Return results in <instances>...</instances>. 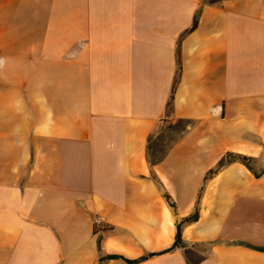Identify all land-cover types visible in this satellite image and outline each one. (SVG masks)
<instances>
[{"label":"crops","instance_id":"1","mask_svg":"<svg viewBox=\"0 0 264 264\" xmlns=\"http://www.w3.org/2000/svg\"><path fill=\"white\" fill-rule=\"evenodd\" d=\"M205 1L0 0V264H264V0Z\"/></svg>","mask_w":264,"mask_h":264},{"label":"rangeland","instance_id":"2","mask_svg":"<svg viewBox=\"0 0 264 264\" xmlns=\"http://www.w3.org/2000/svg\"><path fill=\"white\" fill-rule=\"evenodd\" d=\"M188 122L180 119H165L158 131L152 136L150 141V158L157 160L162 157L169 146L177 140L186 129ZM193 259L197 258L195 250L191 249L189 253Z\"/></svg>","mask_w":264,"mask_h":264},{"label":"trees","instance_id":"3","mask_svg":"<svg viewBox=\"0 0 264 264\" xmlns=\"http://www.w3.org/2000/svg\"><path fill=\"white\" fill-rule=\"evenodd\" d=\"M218 1H221V0H206L205 2L206 3H215V2H218ZM198 19H199V11L196 13L195 15V18H194V22H193V25H192V28H195L197 23H198ZM177 55H178V67L180 68L181 66V59H180V46H179V43H178V50H177ZM174 89L173 88V91H172V96L168 102V105H167V114H170L171 112V107H172V101H173V92H174ZM180 120H185V119H180ZM186 122H188V124L186 125V128L188 127V125L190 124V121L188 120H185ZM235 160H240L242 162H244L245 164H247L250 168L251 167V164H250V157L249 156H246V155H243V154H239V153H227L219 162V165H218V168L229 163V162H232V161H235ZM197 217V214L196 215H193L191 218H196ZM181 242V227L180 225L178 224V231H177V236H176V245H178L179 243ZM154 253H150L149 255H153ZM147 255V256H149ZM113 256V255H111ZM147 256H144V257H141L140 259L142 258H145ZM128 262L132 263L134 262V260H129V259H126Z\"/></svg>","mask_w":264,"mask_h":264}]
</instances>
